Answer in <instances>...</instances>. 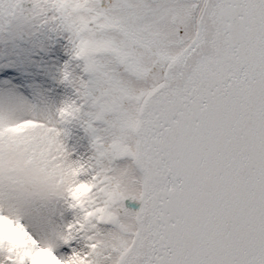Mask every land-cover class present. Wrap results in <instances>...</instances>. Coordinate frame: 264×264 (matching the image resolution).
Returning a JSON list of instances; mask_svg holds the SVG:
<instances>
[{
  "label": "snow or ice",
  "instance_id": "obj_1",
  "mask_svg": "<svg viewBox=\"0 0 264 264\" xmlns=\"http://www.w3.org/2000/svg\"><path fill=\"white\" fill-rule=\"evenodd\" d=\"M0 264H264V0H0Z\"/></svg>",
  "mask_w": 264,
  "mask_h": 264
},
{
  "label": "rangeland",
  "instance_id": "obj_2",
  "mask_svg": "<svg viewBox=\"0 0 264 264\" xmlns=\"http://www.w3.org/2000/svg\"><path fill=\"white\" fill-rule=\"evenodd\" d=\"M125 203H126V205H128L130 207H136V206H138V205L135 204V202L126 201Z\"/></svg>",
  "mask_w": 264,
  "mask_h": 264
}]
</instances>
